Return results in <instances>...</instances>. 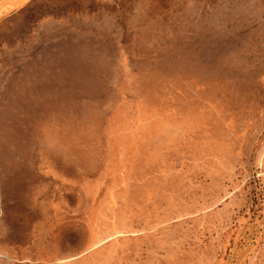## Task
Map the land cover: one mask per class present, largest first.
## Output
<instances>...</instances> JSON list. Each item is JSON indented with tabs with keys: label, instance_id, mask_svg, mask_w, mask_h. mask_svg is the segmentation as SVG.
Wrapping results in <instances>:
<instances>
[{
	"label": "rangeland",
	"instance_id": "obj_1",
	"mask_svg": "<svg viewBox=\"0 0 264 264\" xmlns=\"http://www.w3.org/2000/svg\"><path fill=\"white\" fill-rule=\"evenodd\" d=\"M16 9L0 264H264V0Z\"/></svg>",
	"mask_w": 264,
	"mask_h": 264
},
{
	"label": "crops",
	"instance_id": "obj_2",
	"mask_svg": "<svg viewBox=\"0 0 264 264\" xmlns=\"http://www.w3.org/2000/svg\"><path fill=\"white\" fill-rule=\"evenodd\" d=\"M18 11H19L18 9L13 10V11L11 10L8 13L9 15H7L6 17L0 18V24H2V22H5L6 26L7 25L9 26L10 28L9 32L11 33L15 31L13 27L17 26V23L14 22L13 16H15ZM0 34H1V30H0ZM17 48H18V45H15L11 42H6L2 38H0V57L2 56V53H6V52L12 55L13 52L17 50Z\"/></svg>",
	"mask_w": 264,
	"mask_h": 264
}]
</instances>
